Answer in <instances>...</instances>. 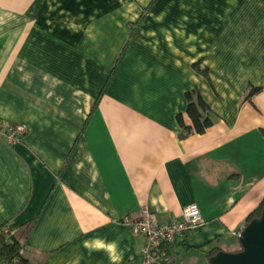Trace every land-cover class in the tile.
Here are the masks:
<instances>
[{"label": "crops", "instance_id": "crops-1", "mask_svg": "<svg viewBox=\"0 0 264 264\" xmlns=\"http://www.w3.org/2000/svg\"><path fill=\"white\" fill-rule=\"evenodd\" d=\"M260 88L257 92H250ZM213 125L180 137L187 94ZM0 222L32 264H145L126 217L203 225L162 264L238 252L264 200V0H0Z\"/></svg>", "mask_w": 264, "mask_h": 264}, {"label": "trees", "instance_id": "trees-1", "mask_svg": "<svg viewBox=\"0 0 264 264\" xmlns=\"http://www.w3.org/2000/svg\"><path fill=\"white\" fill-rule=\"evenodd\" d=\"M260 88L253 89L249 95L257 92ZM187 110L186 115L190 119L187 123L182 115L178 116V121L181 126L180 137L185 138L193 134H203L211 125H213L212 112L210 106L197 91L187 94ZM14 126V125H13ZM12 127V126H10ZM3 126L0 123V130ZM264 206V200L259 208L252 212L247 218V225L254 219L261 216ZM32 223L17 226L10 222H0V264H32L26 256V248L29 245V236ZM174 244V243H173ZM172 244L164 247V257L170 255ZM221 249L216 248L211 251V257L220 252Z\"/></svg>", "mask_w": 264, "mask_h": 264}, {"label": "built area", "instance_id": "built-area-1", "mask_svg": "<svg viewBox=\"0 0 264 264\" xmlns=\"http://www.w3.org/2000/svg\"><path fill=\"white\" fill-rule=\"evenodd\" d=\"M27 132L25 124H16L7 131H0L9 143L18 142ZM125 222L133 233L144 239L143 255L145 264H162L165 261L164 247L173 244L178 238L189 234L203 225L201 211L196 204L183 208L179 220L169 223L159 222L147 209L138 217H126Z\"/></svg>", "mask_w": 264, "mask_h": 264}, {"label": "water", "instance_id": "water-1", "mask_svg": "<svg viewBox=\"0 0 264 264\" xmlns=\"http://www.w3.org/2000/svg\"><path fill=\"white\" fill-rule=\"evenodd\" d=\"M241 250L220 251L210 264H264V206L260 218L251 221L240 234Z\"/></svg>", "mask_w": 264, "mask_h": 264}, {"label": "rangeland", "instance_id": "rangeland-1", "mask_svg": "<svg viewBox=\"0 0 264 264\" xmlns=\"http://www.w3.org/2000/svg\"><path fill=\"white\" fill-rule=\"evenodd\" d=\"M208 263H210V260H209V262Z\"/></svg>", "mask_w": 264, "mask_h": 264}]
</instances>
